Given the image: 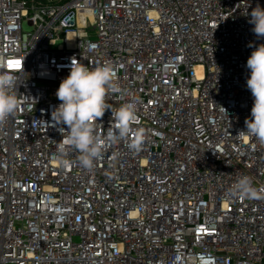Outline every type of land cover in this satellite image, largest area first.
I'll return each instance as SVG.
<instances>
[{
	"label": "built area",
	"instance_id": "2783aa9c",
	"mask_svg": "<svg viewBox=\"0 0 264 264\" xmlns=\"http://www.w3.org/2000/svg\"><path fill=\"white\" fill-rule=\"evenodd\" d=\"M257 4L0 0V72L19 101L0 124V264H264V199L233 193L243 175L264 187V144L239 133ZM73 57L112 64L114 110L137 101L132 135L91 170L72 150L57 160L51 112ZM97 123L107 133L111 110Z\"/></svg>",
	"mask_w": 264,
	"mask_h": 264
},
{
	"label": "clouds",
	"instance_id": "9594fccd",
	"mask_svg": "<svg viewBox=\"0 0 264 264\" xmlns=\"http://www.w3.org/2000/svg\"><path fill=\"white\" fill-rule=\"evenodd\" d=\"M249 23L254 26L251 31L255 36L264 38V8L259 4L252 9ZM249 47H254V50L246 63L249 70L246 85L252 94L253 106L250 118L245 120L246 131L239 133L264 144V44H250ZM113 78L111 63L90 69L75 57L71 59L70 72L62 79L55 94L60 103L51 112L53 126H61L59 131L63 138L57 143V160L61 166L70 165L71 162L65 157L72 150L79 153L80 166L91 170L108 144L132 135V125L137 121V101L124 103L114 110L107 102V95L114 87ZM17 81L13 76L0 72V124L14 115L19 107ZM109 109L112 125L107 133L102 134L97 130V120ZM144 136L143 129H136L130 148L139 150ZM233 193L240 199H264V187H254L247 175L241 176L235 183Z\"/></svg>",
	"mask_w": 264,
	"mask_h": 264
},
{
	"label": "rangeland",
	"instance_id": "374dc122",
	"mask_svg": "<svg viewBox=\"0 0 264 264\" xmlns=\"http://www.w3.org/2000/svg\"><path fill=\"white\" fill-rule=\"evenodd\" d=\"M22 27L25 31L31 30V26L27 25L25 22H23Z\"/></svg>",
	"mask_w": 264,
	"mask_h": 264
},
{
	"label": "snow or ice",
	"instance_id": "6c2138e0",
	"mask_svg": "<svg viewBox=\"0 0 264 264\" xmlns=\"http://www.w3.org/2000/svg\"><path fill=\"white\" fill-rule=\"evenodd\" d=\"M10 63H11V62H10ZM15 63H17V64H18L19 62L17 61V62H15Z\"/></svg>",
	"mask_w": 264,
	"mask_h": 264
}]
</instances>
